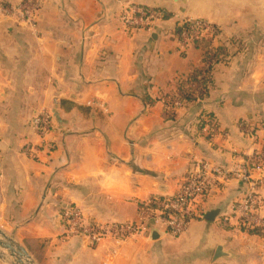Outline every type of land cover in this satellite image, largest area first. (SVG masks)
<instances>
[{
    "label": "crops",
    "instance_id": "crops-1",
    "mask_svg": "<svg viewBox=\"0 0 264 264\" xmlns=\"http://www.w3.org/2000/svg\"><path fill=\"white\" fill-rule=\"evenodd\" d=\"M28 2L32 22L0 16V230L36 264H264L263 236L219 221L243 191L234 180L179 235L149 222L146 235L91 246L63 219L76 209L91 224L137 222L195 162L264 155V0H0ZM131 6L162 16L129 30L121 16ZM185 20L213 27L211 47L227 56L204 100L172 108L176 83L204 65V49L180 41ZM43 113L41 136L33 120ZM201 114L211 125L199 127ZM252 178L264 221V168Z\"/></svg>",
    "mask_w": 264,
    "mask_h": 264
},
{
    "label": "built area",
    "instance_id": "built-area-1",
    "mask_svg": "<svg viewBox=\"0 0 264 264\" xmlns=\"http://www.w3.org/2000/svg\"><path fill=\"white\" fill-rule=\"evenodd\" d=\"M36 4L30 2L15 8L4 7L0 4V16L14 11L17 17L26 22L33 21ZM162 14L157 10L136 6L125 8L121 21L126 29H149L154 21L159 20ZM180 35V41L185 44L194 40H207L216 38V30L200 20H185ZM208 63L204 64V67ZM195 87V92L199 91ZM181 105L178 95L171 100L172 108ZM50 117L43 113L33 120V128L38 135L49 130ZM264 168V155H253L228 164H215L208 161L195 162L192 170L183 179L177 192L169 197L150 198L143 205L140 218L137 222L111 223L104 225L86 222L76 209L64 212L63 219L66 224V234L86 238L91 246L103 240H113L116 243L127 241L134 236L146 235L147 224L154 222L165 227L173 235L183 233L190 220L203 215V204L210 193L224 186L230 181H238L243 186L240 198L233 203L225 213L219 216L222 224H229L233 220L239 229H264V221L259 217L261 198L258 193L259 183L252 178L253 171ZM211 264H224L213 262Z\"/></svg>",
    "mask_w": 264,
    "mask_h": 264
},
{
    "label": "trees",
    "instance_id": "trees-1",
    "mask_svg": "<svg viewBox=\"0 0 264 264\" xmlns=\"http://www.w3.org/2000/svg\"><path fill=\"white\" fill-rule=\"evenodd\" d=\"M195 45L204 49V64L208 63V66L201 68H194L191 73L184 79H180L176 83V89L180 92L178 99L181 103H196L204 100L208 94L209 86L211 85V76L214 65L223 62L226 58V52L221 47H211V43L208 41L194 40ZM195 87H199L200 90L195 92ZM203 118H199V127L205 124L211 125L213 121L210 115L201 114ZM248 234L259 235L264 237V230L260 228L246 229L244 230Z\"/></svg>",
    "mask_w": 264,
    "mask_h": 264
},
{
    "label": "water",
    "instance_id": "water-1",
    "mask_svg": "<svg viewBox=\"0 0 264 264\" xmlns=\"http://www.w3.org/2000/svg\"><path fill=\"white\" fill-rule=\"evenodd\" d=\"M218 214L213 210L203 216L204 220L212 221ZM157 232H152L151 239H157ZM223 257L217 249L214 254V261ZM0 262L2 264H36L28 252L12 237L0 230Z\"/></svg>",
    "mask_w": 264,
    "mask_h": 264
}]
</instances>
